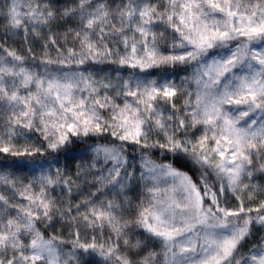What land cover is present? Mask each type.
I'll return each mask as SVG.
<instances>
[{
  "label": "snow or ice",
  "instance_id": "1",
  "mask_svg": "<svg viewBox=\"0 0 264 264\" xmlns=\"http://www.w3.org/2000/svg\"><path fill=\"white\" fill-rule=\"evenodd\" d=\"M165 4L161 10L152 0H75V7L53 11L47 0H10L0 11L6 31L25 37L58 19L75 17L79 25L64 34L79 49L57 48L51 59L46 44L42 72L0 44V168L10 169L0 171V186L12 192H0V264H264V235L247 255L240 251L255 228L264 229V199H258L264 184L254 182L264 176V0ZM161 22L176 37L168 52L160 46L168 43L166 30H156ZM49 40L57 44L54 34ZM89 61L119 65L115 82L81 70ZM50 65L76 71L53 72ZM178 65L192 66L180 84L150 72ZM124 68L131 70L126 76ZM189 81L194 94L184 86ZM181 95L186 99L178 106ZM198 126L203 131L195 136ZM32 132L39 134L34 142ZM77 148L81 158L91 153L97 191L111 186L118 193L136 179L137 157L129 149L138 153L139 179L151 196L130 220L114 199L75 204L71 220L93 234L82 236L77 227L65 242L48 229L73 206L63 207L50 192L62 186L72 193L75 181L59 165L62 153L67 158ZM181 161L196 180L174 166ZM229 193L235 207L224 206ZM81 204L88 210L79 212ZM131 226L147 235L133 242Z\"/></svg>",
  "mask_w": 264,
  "mask_h": 264
},
{
  "label": "trees",
  "instance_id": "2",
  "mask_svg": "<svg viewBox=\"0 0 264 264\" xmlns=\"http://www.w3.org/2000/svg\"><path fill=\"white\" fill-rule=\"evenodd\" d=\"M52 5L53 11H61L64 8L68 7H75V0H47ZM153 3H157L161 6V10H163V7L166 6L165 0H152ZM10 3V0H0V11L5 10V6ZM6 24V20L3 18L2 15H0V44H3L5 47L9 49H14L17 51L20 55L25 57L24 66L37 71L42 72L43 71V65L41 61L45 59V45L47 44V52L48 57L51 59L57 58V48H60L61 51H64L67 48L70 47H76L77 50L79 49L78 42L73 41L72 37L69 36L68 40H64V34L69 30L73 28H78V20L75 17L72 18H63L58 19L55 21H52L49 26L41 27L40 29V35L36 36L32 33H29L27 37H25L23 31H17V32H9L6 31L4 25ZM157 31H165V37L168 41L167 44L161 43V50L168 52L171 51V42L176 37L173 36L172 29L169 28L165 23L161 22L159 23ZM55 35V38L57 39V44L53 45L50 43L49 37L52 35ZM178 36V34H177ZM31 49V51H29ZM120 51L123 52V46L120 45ZM217 50H212V52H216ZM2 54V53H0ZM67 54L66 51L64 53ZM111 59H115V57H112ZM50 70L53 72H56L57 70L62 69L63 71H76V66H63V65H50ZM81 70H87L93 73V76L97 80H101L105 76H111L113 79V82H115L117 78V73L114 71L115 69H119V65L112 64L109 62L104 63H96L94 61H89L87 64L80 66ZM131 71L130 69L124 68L120 69V74L126 76L128 72ZM150 72L155 73V76L157 79L160 78L161 73H168L171 75V77L175 80L177 84L181 83L182 77H191L192 76V66H187L186 68L184 66L178 65L175 69L171 67L163 68V69H152ZM188 91L192 92L193 94L196 91V85L194 82L189 81L188 84L184 85ZM104 92L101 90V95H103ZM110 95H114V93L109 92ZM82 95H87V93H83ZM186 99L185 96H178L176 98V102L178 106L183 105V101ZM116 102L118 104H123L122 98H117ZM229 107V106H228ZM103 111V110H102ZM107 113L105 112V115ZM4 116H0V123L3 122ZM203 131L202 126H198V128L195 130V136H199ZM33 142L39 139V134L32 132L31 133ZM195 138V137H193ZM20 143H24L23 137L19 138ZM93 141H89V143H92ZM104 142V141H100ZM70 154L65 157V155L61 154L60 159V167H64L67 165L68 171L67 175L71 176L72 179L75 181V185H79L77 188L75 185H73V191L71 194H69L65 189H63L62 186L56 187L54 191H51L50 194L57 198L58 201L63 202V207H68L69 204L72 205V213L71 215H66L63 219L60 216H54V219L52 221L51 226L48 229L49 234H55L57 236H60L63 238L65 242H70L73 238L71 235V232L79 227L81 231V235L84 236L86 233L91 235L93 234L90 229L86 230L82 226V224L78 225L76 222L71 220L72 215L77 214V210L75 209V204H80L83 200L87 199L91 202L96 203L99 205L100 201H106V200H116L118 203L122 205L123 210V218L126 220H130L134 218L135 213L138 211V205H140L141 201L143 200L145 204H147L148 199L150 198L151 194L146 191L145 183L144 181H141L139 179V154L133 153L131 149H129V156L131 158L132 155H136L137 159L135 161L137 165V172H136V179L129 182L128 188H126L123 192L118 193L115 189L109 187H105L101 189L100 191H97L98 188H100L99 183L95 181L96 176V169L88 170V166L92 163L91 160V153L83 155V158L78 154L80 152V149L69 150ZM158 155V153H157ZM8 161H10L12 158L8 157L6 158ZM82 165L81 168V175L79 178L77 177V166ZM175 167L180 168L181 171L188 172L189 175L193 177V180L197 179V173H194L191 168L192 166L190 164L186 165L183 161L180 163H175ZM103 167H110V165H102L100 163H97L96 168H103ZM0 171H10V169H3L0 168ZM104 175H107L105 172ZM214 177L212 178V181L214 182ZM25 182H27V179H25ZM249 181L245 180V183H248ZM255 183L264 184V176H259L257 174V177L254 181ZM148 186H151L150 184ZM161 187V185H160ZM162 188V187H161ZM213 190L215 191L216 188L214 187ZM38 191V186H37ZM0 192H3L7 196H11L12 192L10 189L6 188L5 186H0ZM92 193H95V196L91 195ZM247 193L242 194V198L245 200V203L247 204ZM127 198V200H126ZM223 199V198H222ZM258 199H264V194H258ZM14 202H20V197L17 196L16 200ZM26 203V201H25ZM237 205V201L235 200V197L229 193L227 195V202L224 204L226 207H235ZM87 207H85L83 204H81V207L79 209V212L83 213L87 211ZM129 237L135 242L136 239H143L147 234L144 232L143 229L131 226L129 230ZM105 237L108 235L107 229H105ZM264 235V229H260L259 227L255 228L253 230L252 236L248 239V241L244 244V246L241 248V253L247 255V250L252 247L253 244H256L259 242V238ZM64 248V251H69L70 247L68 243H65L62 245ZM161 248L160 243L157 241L154 246L153 250L159 251ZM145 253H141L143 255ZM134 259H138V257H134Z\"/></svg>",
  "mask_w": 264,
  "mask_h": 264
},
{
  "label": "rangeland",
  "instance_id": "3",
  "mask_svg": "<svg viewBox=\"0 0 264 264\" xmlns=\"http://www.w3.org/2000/svg\"><path fill=\"white\" fill-rule=\"evenodd\" d=\"M213 53H215V52H213ZM225 107L227 108L228 106L226 105ZM229 107H235V106H229ZM241 107H243V106H241ZM170 184H171V182L169 181L168 184H164V183H162V184H160V185H161L162 188H166V187H169Z\"/></svg>",
  "mask_w": 264,
  "mask_h": 264
}]
</instances>
